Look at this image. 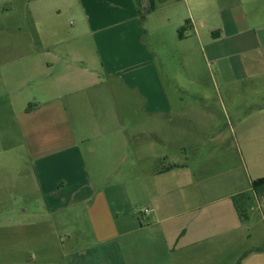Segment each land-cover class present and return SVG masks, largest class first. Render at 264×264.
I'll return each mask as SVG.
<instances>
[{
	"label": "crops",
	"instance_id": "obj_1",
	"mask_svg": "<svg viewBox=\"0 0 264 264\" xmlns=\"http://www.w3.org/2000/svg\"><path fill=\"white\" fill-rule=\"evenodd\" d=\"M161 1L157 21L156 0H0V143L7 125L20 142L25 134L46 207L0 211V264H264V200L252 188L264 177V118L252 132L240 119L237 134L224 109L223 131L203 100L183 99L178 78L182 69L198 77L195 44L210 63L225 59L214 49L221 38L247 33L239 78L264 76V0ZM64 13L75 18L74 43L56 51L49 37L60 36ZM24 27L34 28L25 40ZM43 44L56 64L41 67ZM20 114L42 125L24 133ZM237 136L263 142L239 156L208 148ZM124 168L128 178L114 180ZM4 185L0 204H15ZM253 200L259 212L242 217Z\"/></svg>",
	"mask_w": 264,
	"mask_h": 264
},
{
	"label": "rangeland",
	"instance_id": "obj_2",
	"mask_svg": "<svg viewBox=\"0 0 264 264\" xmlns=\"http://www.w3.org/2000/svg\"><path fill=\"white\" fill-rule=\"evenodd\" d=\"M146 1L149 2V0ZM156 4L158 7V12L153 16V19L160 21L163 19L164 8L161 7L163 3L161 0H156ZM141 11L144 16H148V13L144 11L143 8H141ZM233 14L234 16L236 15L235 18L237 17L236 23L238 28L246 26V21H244L240 11H233ZM63 18V23L61 25L62 27L57 29L59 30L60 36L53 35L52 38L49 37V39L52 41L51 43L58 42L56 45V51L67 50L70 47L69 43L71 42L72 45L74 43V40H71L70 38L73 36L75 18L68 13H64ZM229 28L230 27H228V29ZM31 31L34 35V28L28 29L24 27L22 29L21 35L24 40L25 38L29 39ZM245 35H248V33ZM245 35L236 37L232 36L226 40L221 38L222 40L215 44L214 49L217 51V56L225 57V59H220L218 61L210 59V63L204 60V54L202 52L201 46L195 44L194 53L197 54L196 67L200 70L198 77L196 78L190 76L184 69L181 70L182 74L178 77L180 82L189 88V91H183V93H181L183 99H185L186 102H198L199 100H203L201 107L202 105L204 106L202 111L204 110L205 116L217 119L223 118L224 122L222 121L223 124L220 126L222 127L223 131L230 132L229 126L227 124L228 120L225 119L223 114L224 109H226L227 113L229 114L231 128H233L237 134L240 131V119H245L246 121L245 124L247 129L245 131L252 132V119L254 117L264 118V113L259 112L260 108L259 105H257L259 103L264 104V76L254 77L252 79L239 78L243 63L249 62V60L245 59V57H247L249 54L245 53L242 42V37ZM60 39H63V41H58ZM45 40L47 41L48 39ZM44 45L45 44H43V46ZM262 46L263 53L259 52V54L261 55L262 59L261 65H264V40H262ZM39 48L40 51L37 58H41V67H46L48 63L56 62V59L54 58V50L47 49L48 47L46 46H44V49L42 50V46ZM32 62L34 63V60ZM22 69L24 71L26 68L23 67ZM221 69L222 72L225 70L230 71L231 75H223L221 73ZM165 75L166 78H168L166 71ZM197 84L203 85L207 97H195L199 96L198 94H201L195 92L194 90V86ZM31 88L34 89V84ZM119 97V102L121 104L125 98L122 96L121 92ZM117 109L118 107L115 110L117 111ZM119 109H121V107ZM193 110L195 109L189 108L188 112H193ZM200 110L201 108L197 114L201 115ZM7 118L8 120H11L10 113L7 114ZM15 119L21 121L20 125L22 126L24 133L27 132V130L34 129V124L37 126L42 125L40 117L34 118V116L20 114ZM58 129V126H54L50 129V131L52 133L56 132ZM6 131V141L5 143H0V147L1 145L5 144L7 149L5 156L1 157V159H3L2 164L5 166V172L0 174V181L5 184L2 191L6 197L16 195L17 202L15 204H0V211H5L7 213H18L23 209H26L27 213L46 211L43 196L34 182L35 179L31 163L32 158L29 155L27 149V139L25 134L23 136V141L20 142L18 132L16 134L12 133L11 126L7 125ZM258 142L263 141H243L237 136L234 138L231 137L229 140L225 141V146H220L215 143V145L209 144L208 148L210 151H214L218 154L230 153L232 155L239 156L240 149L243 150V154L245 155L248 149H252L251 151H253V149H255L254 145ZM249 144H251V146H248ZM261 147L262 146H260V148L257 147V149H263V147ZM206 148L207 145L204 146V149ZM128 174L129 172L126 168L112 173L114 180H126L128 178ZM258 197L260 200H263L261 193ZM125 207L127 208L128 205ZM253 207H256V210L254 211L259 212L258 203L254 200L250 202V205L247 204L245 209L246 211L251 212ZM141 208L143 207H138V210Z\"/></svg>",
	"mask_w": 264,
	"mask_h": 264
},
{
	"label": "trees",
	"instance_id": "obj_3",
	"mask_svg": "<svg viewBox=\"0 0 264 264\" xmlns=\"http://www.w3.org/2000/svg\"><path fill=\"white\" fill-rule=\"evenodd\" d=\"M152 8H150L149 10H151ZM183 28H180L179 29V33L181 35V32H182ZM175 165H171L169 167L170 168H173ZM252 188L253 190L257 193V195L259 196V194L261 193L262 197H263V200H264V177L262 178H258V179H254L252 181ZM260 191V192H259ZM240 211L242 212V217L246 216V213H245V209L243 210L242 208H240Z\"/></svg>",
	"mask_w": 264,
	"mask_h": 264
}]
</instances>
